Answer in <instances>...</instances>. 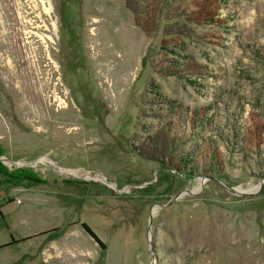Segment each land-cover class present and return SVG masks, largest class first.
Returning a JSON list of instances; mask_svg holds the SVG:
<instances>
[{
  "label": "rangeland",
  "instance_id": "374dc122",
  "mask_svg": "<svg viewBox=\"0 0 264 264\" xmlns=\"http://www.w3.org/2000/svg\"><path fill=\"white\" fill-rule=\"evenodd\" d=\"M0 264H264V0H0Z\"/></svg>",
  "mask_w": 264,
  "mask_h": 264
},
{
  "label": "water",
  "instance_id": "95a60500",
  "mask_svg": "<svg viewBox=\"0 0 264 264\" xmlns=\"http://www.w3.org/2000/svg\"><path fill=\"white\" fill-rule=\"evenodd\" d=\"M229 189L232 190L233 192H237V193H240V194H246V193H247L246 191L236 190V189H235L234 187H232V186H229ZM152 214H153V213H152ZM152 217H153V215H152ZM151 227H152V226H150L149 230H151Z\"/></svg>",
  "mask_w": 264,
  "mask_h": 264
},
{
  "label": "bare ground",
  "instance_id": "6f19581e",
  "mask_svg": "<svg viewBox=\"0 0 264 264\" xmlns=\"http://www.w3.org/2000/svg\"><path fill=\"white\" fill-rule=\"evenodd\" d=\"M205 181V180H204ZM204 181H202V184L204 183Z\"/></svg>",
  "mask_w": 264,
  "mask_h": 264
},
{
  "label": "trees",
  "instance_id": "16d2710c",
  "mask_svg": "<svg viewBox=\"0 0 264 264\" xmlns=\"http://www.w3.org/2000/svg\"><path fill=\"white\" fill-rule=\"evenodd\" d=\"M213 21V20H212Z\"/></svg>",
  "mask_w": 264,
  "mask_h": 264
}]
</instances>
